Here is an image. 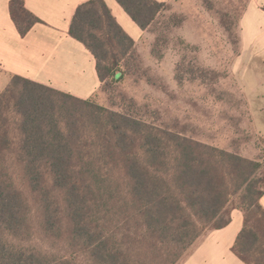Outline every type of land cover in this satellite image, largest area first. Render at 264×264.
Wrapping results in <instances>:
<instances>
[{
    "label": "trees",
    "instance_id": "obj_1",
    "mask_svg": "<svg viewBox=\"0 0 264 264\" xmlns=\"http://www.w3.org/2000/svg\"><path fill=\"white\" fill-rule=\"evenodd\" d=\"M115 1L142 31L163 6L155 0ZM9 14L21 37L40 22L24 0H10ZM69 34L93 56L100 84L122 74L114 67L133 51L134 41L103 0L78 6ZM110 49L119 60L107 63ZM222 165L230 168L229 176L242 177L247 166L259 167L12 76L0 93V264H180L203 234L230 222L229 214L211 226L231 196L216 173ZM14 168L37 195L43 234L64 241L65 253L22 245L31 239V209L12 179ZM263 193L255 206L264 220ZM256 229L244 219L232 247L245 264H264V235Z\"/></svg>",
    "mask_w": 264,
    "mask_h": 264
},
{
    "label": "rangeland",
    "instance_id": "obj_2",
    "mask_svg": "<svg viewBox=\"0 0 264 264\" xmlns=\"http://www.w3.org/2000/svg\"><path fill=\"white\" fill-rule=\"evenodd\" d=\"M250 1L170 0L163 4L123 60L116 49L109 50L107 63L119 60L114 72L122 74H112L86 99L257 163V169L247 166L244 177L229 176L230 168L219 166L216 173L224 178L231 196L211 226L239 211L243 221L251 228L257 226L258 236H263L264 220L255 201L264 191V58L251 29L242 58L239 25ZM10 80L0 76V93ZM11 173L31 209V239L22 245L43 253H65L64 241L43 234L37 195L30 191L21 170L14 168ZM44 181L49 188V178Z\"/></svg>",
    "mask_w": 264,
    "mask_h": 264
},
{
    "label": "crops",
    "instance_id": "obj_3",
    "mask_svg": "<svg viewBox=\"0 0 264 264\" xmlns=\"http://www.w3.org/2000/svg\"><path fill=\"white\" fill-rule=\"evenodd\" d=\"M87 1L24 0L25 9L40 22L21 37L9 14L10 0H0V76L8 80L19 76L80 99L96 93L100 82L95 60L69 34L77 7ZM103 1L134 42L144 34L146 30L142 31L115 0ZM155 1L165 4L170 0ZM239 23L242 58L246 55L245 42L250 29L264 58V0H251ZM260 205L264 210V193ZM242 226V214L232 212L229 224L203 234L180 264H245L232 252Z\"/></svg>",
    "mask_w": 264,
    "mask_h": 264
}]
</instances>
